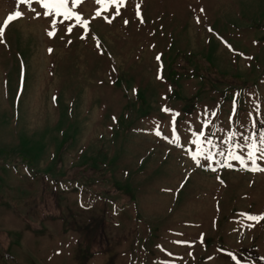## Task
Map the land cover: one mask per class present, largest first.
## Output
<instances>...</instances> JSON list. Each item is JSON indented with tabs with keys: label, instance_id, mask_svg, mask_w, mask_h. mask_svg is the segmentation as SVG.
Returning a JSON list of instances; mask_svg holds the SVG:
<instances>
[{
	"label": "rangeland",
	"instance_id": "obj_1",
	"mask_svg": "<svg viewBox=\"0 0 264 264\" xmlns=\"http://www.w3.org/2000/svg\"><path fill=\"white\" fill-rule=\"evenodd\" d=\"M33 7L0 0V264H264L256 141L227 139L264 129V0L70 2L87 30L51 38Z\"/></svg>",
	"mask_w": 264,
	"mask_h": 264
},
{
	"label": "snow or ice",
	"instance_id": "obj_2",
	"mask_svg": "<svg viewBox=\"0 0 264 264\" xmlns=\"http://www.w3.org/2000/svg\"><path fill=\"white\" fill-rule=\"evenodd\" d=\"M70 2L72 5L76 6V5L81 4L83 2V0H17L18 5L19 4L27 5L28 10L35 13V18H40L41 13L36 11V9L33 7V4L39 5L43 9L42 14H43L44 18H48L50 16L53 17L52 24H51V28L53 30L47 32V34L50 38L55 35V30H56V25H57L56 17H60V16H63L65 20H70L73 17H75L77 24H79L81 27H84L87 30V26L90 24V21L84 20L80 14H78V13L72 11L70 8H68L67 6L69 5ZM96 3L101 4V5H116L117 7H116L115 14L112 17L114 19L115 16L120 15L119 6L123 5L125 3V0H96ZM201 11H203V9H201ZM99 15H100V10H97L93 19H95ZM139 15H140V13L138 11L137 16L139 17ZM22 16H23V13H21L19 11L15 12L14 14L9 15L7 17V19L4 21V26H0V38L3 37L4 27H6L9 22L12 21L14 19V17L18 18V17H22ZM105 20H106V22L111 23V19H108L107 17H105ZM141 22H143L142 18H141ZM197 22H199V20ZM60 23H63V21H60ZM127 23H128V21L125 20V24H127ZM75 26L76 25L68 26L67 33L70 34ZM209 31H211V29H209ZM81 38L83 39L84 37L82 36ZM0 42H2V40H0ZM69 43H71V41H69ZM49 51L51 52L52 50L49 49ZM157 59H159V57H157ZM157 78L159 79L160 76L158 75ZM235 106H236V100L234 98L233 115L235 114V111H236ZM258 107L259 106L257 105V110H258ZM161 111H163L167 114H170L172 116V120H171L172 135L176 140H179L180 137H179V134H178L177 128H176V124H177L176 117L179 115V113H175L174 110L168 109L167 107L162 108ZM205 115H207V111L205 112ZM212 115H215V112H213ZM249 116H251V113H249ZM230 121H231V116H230ZM209 123H210V121L205 120L203 122L204 127H207V125ZM255 127H256V122L253 121V128H255ZM189 131L191 132V134L194 137H196V139L193 140L192 143L196 144L198 147H201L205 143H211V140L209 138L201 139L202 137H204L203 129L200 132H195L191 129V126H190ZM155 134L157 136L163 135V133L160 131V125L159 124H157L155 126ZM213 135H214V133H213ZM236 136H242V138L244 140V144L243 145H237V146L242 147V148L249 147V141H256V142L251 144L250 150L247 153L248 159L251 160V162H252V167H248V165L245 163L243 157H241L240 155H236V154L232 153L231 154L232 159L241 161L242 167L245 170L264 172V167H261L259 164H257V160H264V129H260L250 136L243 135V134L237 133V132H232L231 135H229L227 138L228 142H231L233 140V138ZM164 138L169 139L168 137H164ZM256 153H259V155H256ZM199 154L201 156H203V159L206 161L211 162V160L213 159L212 155H204L203 152H201ZM219 154L223 155L222 152ZM193 159H196V157L194 156ZM217 163H219V162H217ZM197 166H205V165H201L200 162L197 161ZM207 166L209 167V170L215 171V168H211L210 163ZM226 166L232 167V165H230V164H228ZM218 179H219V177H218ZM240 215L243 216L247 220L257 222V223L264 220V213L260 214L259 216L253 215L250 213H241ZM254 226H255L254 223L248 225L249 228L254 227ZM201 242H202V240H201ZM173 243L182 244V245H186V246H192V244H193V242H190V241H173ZM169 255H171V254L169 253ZM229 255L233 259L234 264H242L241 260L239 258H237L235 256V254L230 253ZM162 264H167V262H162Z\"/></svg>",
	"mask_w": 264,
	"mask_h": 264
},
{
	"label": "trees",
	"instance_id": "obj_3",
	"mask_svg": "<svg viewBox=\"0 0 264 264\" xmlns=\"http://www.w3.org/2000/svg\"><path fill=\"white\" fill-rule=\"evenodd\" d=\"M9 259H11V258H9Z\"/></svg>",
	"mask_w": 264,
	"mask_h": 264
}]
</instances>
